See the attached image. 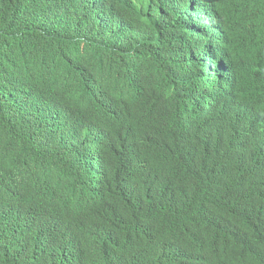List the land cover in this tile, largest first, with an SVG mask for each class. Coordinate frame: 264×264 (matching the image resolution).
I'll return each mask as SVG.
<instances>
[{"label":"trees","instance_id":"trees-1","mask_svg":"<svg viewBox=\"0 0 264 264\" xmlns=\"http://www.w3.org/2000/svg\"><path fill=\"white\" fill-rule=\"evenodd\" d=\"M161 1L0 0V264H264V0H208L213 91Z\"/></svg>","mask_w":264,"mask_h":264},{"label":"clouds","instance_id":"clouds-1","mask_svg":"<svg viewBox=\"0 0 264 264\" xmlns=\"http://www.w3.org/2000/svg\"><path fill=\"white\" fill-rule=\"evenodd\" d=\"M114 3L123 7L125 11V17L119 23L118 31H120L127 24V18L133 6H143L144 0H114ZM161 5H167L172 9L173 14L168 17L167 20L171 22L175 30L171 43L167 44L165 53L173 55L175 63L187 66L183 70H178V66L171 67L177 68V73H174V76L180 75V72L184 74L190 69L197 72L206 71V75L200 77L199 83L207 84L210 87L212 86L210 90L213 91L214 83L219 82L222 75L225 73V62L224 58L220 54L216 55L215 52L219 31L218 20L208 0H162ZM131 25L132 22L129 26L131 27ZM132 32L133 30L131 29V33ZM257 69L264 80V62L258 63ZM170 78L179 85L171 76ZM202 78H205V82H202ZM175 86L176 85L172 86V91L176 90ZM182 91L180 87L178 93ZM252 100L262 105L261 113L264 119V98L258 100L256 97H252ZM100 142V134H98L89 138L87 144L95 151H99L98 147ZM33 174L35 176H41L46 175L47 172H35ZM13 192L17 198L29 203L19 192ZM49 224L52 225V221L49 220ZM0 244H3V241L0 240ZM4 247L7 257L10 258L11 254L9 247L6 245H4Z\"/></svg>","mask_w":264,"mask_h":264},{"label":"bare ground","instance_id":"bare-ground-1","mask_svg":"<svg viewBox=\"0 0 264 264\" xmlns=\"http://www.w3.org/2000/svg\"><path fill=\"white\" fill-rule=\"evenodd\" d=\"M221 85V84H220ZM192 113V112H191Z\"/></svg>","mask_w":264,"mask_h":264}]
</instances>
